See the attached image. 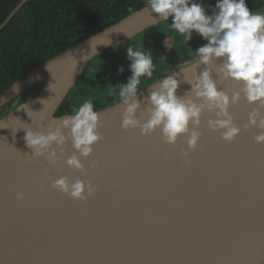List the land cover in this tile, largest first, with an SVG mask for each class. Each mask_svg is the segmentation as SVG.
<instances>
[{
    "label": "water",
    "instance_id": "95a60500",
    "mask_svg": "<svg viewBox=\"0 0 264 264\" xmlns=\"http://www.w3.org/2000/svg\"><path fill=\"white\" fill-rule=\"evenodd\" d=\"M29 1H21L0 32ZM195 2L206 10L217 0ZM146 7L0 91L3 110L43 85L0 119V264H264V145L253 140L258 129L243 130L253 107L243 96L229 109L240 135L225 142L207 126L214 115L205 113L190 163L182 154L187 136L168 145L159 130L147 136L125 131L120 103L98 111L103 140L82 158L87 175L63 161L52 167L45 158L33 159L25 131L13 135L23 124L33 131L54 128L59 108L97 57L172 21L153 24L155 14ZM197 60L169 74L181 80L178 96L190 89L184 79L192 78ZM202 70L198 66L197 73ZM221 82L229 95L238 90ZM146 108L142 104L140 112ZM65 151V159L73 154L70 143ZM62 176L90 182L97 191L85 202L73 201L52 188Z\"/></svg>",
    "mask_w": 264,
    "mask_h": 264
},
{
    "label": "clouds",
    "instance_id": "9594fccd",
    "mask_svg": "<svg viewBox=\"0 0 264 264\" xmlns=\"http://www.w3.org/2000/svg\"><path fill=\"white\" fill-rule=\"evenodd\" d=\"M146 5L145 10L155 14L153 24L172 17L171 28L186 42L191 41L195 32L207 43L195 52L198 60L192 78L184 79L190 89L183 96L177 95L181 80L173 74L157 81L143 99H138L141 93L138 86L142 77L152 78L155 65L150 51L128 46L126 56L131 62V76L126 84L113 88L118 90V106H124L121 128L138 129L143 136L159 130L168 145H175L180 137L187 136L188 150L182 154L185 163H190L189 153L198 148L201 133L197 129L205 113L214 115V119L207 120V126L211 131H219L225 142L231 143L240 135L241 128L234 123L229 109L243 96L253 106L243 130L258 129L253 140L257 145H264V12H253L245 0H217L211 15L195 0H146ZM82 59L87 61V55ZM201 65L203 70L198 74L197 68ZM123 71L120 67L119 72ZM218 81H231L238 90L229 95ZM142 104L147 105L144 112H140ZM72 113L46 131H33L30 125L23 124L13 135L19 129L25 131L23 140L33 159L45 158L52 167L63 161L69 168L87 175L82 158H89L94 146L103 140L99 131L103 127L101 113L94 110L91 100L73 108ZM69 143L73 154L65 159V145ZM52 188L80 202L97 191L92 183L79 178L70 181L67 176L55 180ZM22 198L23 193H17L16 199Z\"/></svg>",
    "mask_w": 264,
    "mask_h": 264
},
{
    "label": "trees",
    "instance_id": "16d2710c",
    "mask_svg": "<svg viewBox=\"0 0 264 264\" xmlns=\"http://www.w3.org/2000/svg\"><path fill=\"white\" fill-rule=\"evenodd\" d=\"M21 1L0 0V26ZM245 3L253 12H264V0H245ZM215 4L206 9L208 15L212 14L211 10ZM146 6V0H30L0 32V91L11 87L28 73L65 53L69 48L97 35ZM120 48L121 46L100 55L92 63L98 64L97 62L105 58L106 61L112 60L111 54L115 55ZM190 57L192 56L185 57L183 63H189L192 60ZM177 64L173 66L174 69ZM174 69L166 72L167 75ZM85 75L86 71L80 80H83ZM159 78L154 76L151 79L141 80L138 92L156 83ZM41 87L42 85L29 91L12 106L0 112V119L31 100ZM72 93L73 91L59 108L57 117L73 114L72 109L75 108L73 100L79 94ZM118 103H120L118 93H115L108 96L105 103L98 104L94 110L98 112Z\"/></svg>",
    "mask_w": 264,
    "mask_h": 264
},
{
    "label": "rangeland",
    "instance_id": "374dc122",
    "mask_svg": "<svg viewBox=\"0 0 264 264\" xmlns=\"http://www.w3.org/2000/svg\"><path fill=\"white\" fill-rule=\"evenodd\" d=\"M170 24L169 22L156 27L124 44L115 55L111 54L112 60L106 61L107 58H105L97 62L98 64L92 63L86 70L84 79L80 80L73 90L72 94H79L73 100L75 108L86 100H91L95 108L98 104L105 103L108 96L118 93V90L113 89L116 85L127 83L131 76L129 70L131 62L126 56L128 46L140 51H150L155 65L152 78L157 76L160 77L159 80L167 75L166 72L172 71L175 64L178 63L173 72L198 59L196 50L207 42L195 32L192 34L191 41L186 42L183 36L171 28ZM188 56H192L190 57L192 60L189 63H183V59ZM120 67H123V73L119 72ZM143 79L148 78L142 77L141 80ZM72 94L71 97H73Z\"/></svg>",
    "mask_w": 264,
    "mask_h": 264
},
{
    "label": "flooded vegetation",
    "instance_id": "af4514ba",
    "mask_svg": "<svg viewBox=\"0 0 264 264\" xmlns=\"http://www.w3.org/2000/svg\"><path fill=\"white\" fill-rule=\"evenodd\" d=\"M206 42H207V41H206ZM192 62H193V61H192ZM172 73H173V72H172ZM169 74H171V73H169ZM169 74H168V75H169ZM166 76H167V75H166ZM42 86H43V85H42ZM16 101H17V100H16ZM12 104H13V103H12ZM12 104L9 105L7 108H9L10 106H12ZM13 106H14V105H13ZM7 108H5V109H7ZM15 109H16V108H15ZM13 110H14V109H13ZM10 112H11V111H10ZM10 112H9V113H10ZM7 114H8V113H7ZM4 116H5V115H4Z\"/></svg>",
    "mask_w": 264,
    "mask_h": 264
},
{
    "label": "snow or ice",
    "instance_id": "6c2138e0",
    "mask_svg": "<svg viewBox=\"0 0 264 264\" xmlns=\"http://www.w3.org/2000/svg\"><path fill=\"white\" fill-rule=\"evenodd\" d=\"M219 86H224V83H223V82H221V85H219Z\"/></svg>",
    "mask_w": 264,
    "mask_h": 264
}]
</instances>
